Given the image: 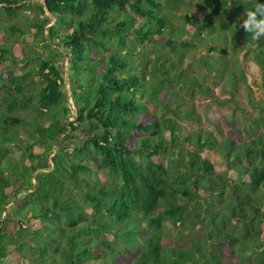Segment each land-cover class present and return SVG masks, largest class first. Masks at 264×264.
I'll return each instance as SVG.
<instances>
[{
	"label": "trees",
	"instance_id": "trees-1",
	"mask_svg": "<svg viewBox=\"0 0 264 264\" xmlns=\"http://www.w3.org/2000/svg\"><path fill=\"white\" fill-rule=\"evenodd\" d=\"M29 1L0 0V12L10 16ZM41 3L42 13L55 18L48 36L60 42L78 87L64 93L44 35L46 19L27 23L31 30L9 25L10 35L28 30L37 39L38 70L25 74L35 76L39 87L26 93L24 75L9 76L0 86V264H264V133L244 144L219 142L206 128L181 134L179 121H196L198 114L193 105L170 106L173 86L207 91L205 74L211 81L226 74L235 93L238 76L228 70V55L239 46L257 52L264 70V37L254 39L241 26L245 13L264 0ZM171 19L191 23L196 33L182 39L179 29L168 31ZM154 33L170 37L159 44L172 46L170 60L161 58L162 47L153 54L132 45L158 44ZM192 44L212 52L195 63L201 71L196 77L187 76L184 50L176 47ZM26 55L23 68L33 64ZM6 61L16 60L0 47V64ZM66 96L77 109L71 122ZM251 107L256 115L248 119L247 135L264 128V100ZM87 127L86 139L68 152L63 142ZM187 221L206 227L205 235L164 252L157 233L162 223ZM9 222L13 232L4 224ZM226 251L237 261H226Z\"/></svg>",
	"mask_w": 264,
	"mask_h": 264
},
{
	"label": "rangeland",
	"instance_id": "rangeland-1",
	"mask_svg": "<svg viewBox=\"0 0 264 264\" xmlns=\"http://www.w3.org/2000/svg\"><path fill=\"white\" fill-rule=\"evenodd\" d=\"M41 2L42 0H30L27 6H25V9L16 11L10 16L5 14V11L0 12V47L7 49L9 54L16 60L15 63L6 61L0 64V86H3L5 83H7L9 76L24 75L27 78L24 81L25 87H23V90L26 93L33 94L37 91L39 87L37 78L35 76H27L25 74V70H27V68H35V70H38L37 64L35 63L37 61L33 60L36 55H33V49H35L34 45L36 44L35 41L37 39L34 40V36L28 33V30H25L26 35L22 36L20 34L10 35L7 32V29L9 28V25L20 24L31 30L32 27L27 26V23L46 19V26L44 31L45 39L46 42L49 43L48 46L50 47V51L52 52L53 56L52 60L55 61L58 69L61 70L62 78L64 79L63 90L64 93L68 95L78 87V84L73 82V73L71 74V72L68 71V57L65 51L61 49L60 42L57 43L56 39H50V36H48V29L54 28L56 26L55 18L45 10L44 13H42V10L40 8L42 4ZM168 14L173 17V14L167 13V15ZM231 16L234 15L231 14ZM197 18H200V16H190L191 20ZM171 22H173L174 25H169L168 31L172 29V31L176 32L179 29V37H182V39L184 40H188L190 34L196 33L193 32L191 23H185V25H183L176 19H171ZM187 30L188 35L185 34V31ZM174 34L175 33H173V35ZM205 35L206 33H204V36ZM155 36L158 44L147 43L145 49H143V46L139 43H132V45L135 46L134 48L137 51L141 49L143 52L148 51L149 53L153 54H159V52H161L159 50L161 49L158 48L162 47V51L164 52L161 58H167L168 60H170L173 56V54H171V51L173 50L172 46L168 48L165 47V45H159L162 44V42L165 43L170 37H168L167 34H155ZM176 47L180 50H184L185 55L182 63L183 66H186L187 68V76L195 75L196 77L201 71L200 68L197 69L195 63H198L200 60H205L212 55V52H209L207 50V47L195 45L192 49L183 48L180 47V45H177ZM36 50L40 51L41 48L36 47ZM91 50L93 51V49ZM166 53L169 54V56L165 55ZM23 54H27L26 56H28L30 60L32 59L33 63L26 68H23V66L21 65L23 62L21 61ZM256 55L257 52L254 53L252 50L246 51L245 49H243V47L240 46L238 47L237 53L231 56L228 55V70L231 71L234 75L238 76V88L235 93H231L226 74L215 78L214 81H211V75H203L204 78L201 81L203 82V85L207 86V91H199L198 89H193L189 84L185 86L171 87L176 95L173 97V103H170V106L175 107V103H178L180 104V106L177 110H184L187 106L193 105L195 113L198 114V118L196 121L187 119L179 121L182 126L181 134L190 133L197 128H206L212 132L214 137L219 142L229 138L236 144H244L247 143L249 139L255 134L264 133V128L256 130L252 135H247L244 131L247 127L248 119L256 115V112L251 107V102H261L262 100H264V70L261 66L258 65L256 61ZM159 65L163 66L166 64L164 62H161ZM82 74H84V72ZM88 75L89 74H87V76H83L82 83L85 82V79L88 78ZM80 78H76L75 82ZM11 91L15 93L14 89H12ZM34 101L35 99H32V102ZM65 101L69 104L70 111L69 113H67V117L68 121L71 122L75 118L73 113L75 114L77 109L74 106L72 99H67L66 96ZM1 112L2 111H0V115ZM58 113H63L60 105L58 107ZM171 113L172 111H169L167 116L171 115ZM15 114L26 120L32 119L30 113L27 112H16ZM15 131L24 137L26 135L25 129L19 128L15 129ZM86 131L87 132L85 133H80L78 131L70 133L69 136L73 139H68L63 142V144L66 145L68 152H71L77 145L79 146L86 139V136L88 134V127ZM12 155L14 157L19 156V151L15 150ZM3 165L5 168L6 166H12L13 164L9 163V165ZM7 208L8 210H11V213L13 214L15 205H13L11 202L7 206ZM4 224H6L8 232H13L14 225L12 222ZM203 229L199 228L198 226L191 225L190 221H187L184 225H180V223L173 225L171 222H163L157 233L163 238L164 252L171 253L170 247H172L173 245H183L187 248L189 247V245H191L192 242H195L197 239L203 237L205 235L206 227H204ZM225 260L231 262L233 261V263L237 261L236 258H234V256L229 254L227 251Z\"/></svg>",
	"mask_w": 264,
	"mask_h": 264
},
{
	"label": "clouds",
	"instance_id": "clouds-1",
	"mask_svg": "<svg viewBox=\"0 0 264 264\" xmlns=\"http://www.w3.org/2000/svg\"><path fill=\"white\" fill-rule=\"evenodd\" d=\"M245 14L246 18L241 23L243 29L251 33L254 39L264 37V4L259 3L254 10Z\"/></svg>",
	"mask_w": 264,
	"mask_h": 264
}]
</instances>
